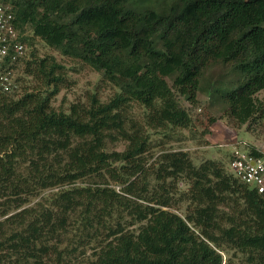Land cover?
Returning <instances> with one entry per match:
<instances>
[{"label":"trees","instance_id":"trees-1","mask_svg":"<svg viewBox=\"0 0 264 264\" xmlns=\"http://www.w3.org/2000/svg\"><path fill=\"white\" fill-rule=\"evenodd\" d=\"M0 4L27 43L16 74L38 83L16 75L15 89L0 86V264H264V191L182 149L147 158L161 145L153 133L190 126L183 101L198 103V91L264 130V0ZM35 39L116 91L56 109L65 66L39 55ZM182 202L183 215L172 210Z\"/></svg>","mask_w":264,"mask_h":264},{"label":"rangeland","instance_id":"rangeland-1","mask_svg":"<svg viewBox=\"0 0 264 264\" xmlns=\"http://www.w3.org/2000/svg\"><path fill=\"white\" fill-rule=\"evenodd\" d=\"M34 46L39 55L51 54L65 66V79L59 83L58 92L52 98V105L56 109H65L75 101L86 102L88 94L93 92H96L101 101H107L116 91L112 85L101 80L99 72L87 65L62 56L39 39H35ZM219 70V67L212 68L206 73V78L210 75L214 78ZM16 75H23L21 69L18 70ZM22 77H24L22 82L24 86L33 87L38 85L36 80L30 76L23 75ZM234 86H236V83L232 85V87ZM257 97L264 103V90L259 91ZM197 99L198 103L196 104L183 101V104L189 108L192 119L189 127L176 128L170 132L168 137L157 132L152 134L153 144L161 143V145L151 148L147 154L148 162H152L161 148L185 150L195 163H199L206 158L220 160L225 167H228L230 152L235 144L240 148H246L248 143L253 144L264 152V130L260 129L256 123L251 127L246 126V124H237L225 115L220 103L211 104L208 95L202 91H198ZM131 115L141 122L143 108L134 105ZM211 118L215 119L214 122L210 121ZM123 146V143L120 142L114 145V148L122 149ZM187 186L185 181L178 182V191H183ZM175 197H177V194ZM185 208L186 203L182 202L178 203L177 206H173L172 210L183 215Z\"/></svg>","mask_w":264,"mask_h":264},{"label":"built area","instance_id":"built-area-1","mask_svg":"<svg viewBox=\"0 0 264 264\" xmlns=\"http://www.w3.org/2000/svg\"><path fill=\"white\" fill-rule=\"evenodd\" d=\"M14 25L9 5L0 4V86L3 91L16 88L17 66L27 58V43ZM231 171L258 192L264 191V153L255 157L246 148L233 145L228 161Z\"/></svg>","mask_w":264,"mask_h":264}]
</instances>
